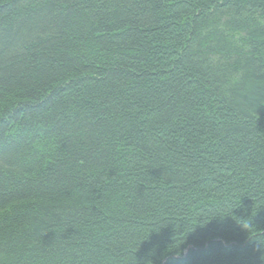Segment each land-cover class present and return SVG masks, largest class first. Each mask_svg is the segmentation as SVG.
<instances>
[{
	"label": "trees",
	"instance_id": "16d2710c",
	"mask_svg": "<svg viewBox=\"0 0 264 264\" xmlns=\"http://www.w3.org/2000/svg\"><path fill=\"white\" fill-rule=\"evenodd\" d=\"M0 264H264V0H0Z\"/></svg>",
	"mask_w": 264,
	"mask_h": 264
}]
</instances>
